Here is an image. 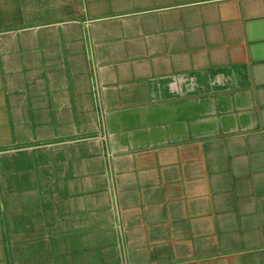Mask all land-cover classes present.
I'll list each match as a JSON object with an SVG mask.
<instances>
[{
	"label": "crops",
	"instance_id": "0c3cea01",
	"mask_svg": "<svg viewBox=\"0 0 264 264\" xmlns=\"http://www.w3.org/2000/svg\"><path fill=\"white\" fill-rule=\"evenodd\" d=\"M0 264H264V0H0Z\"/></svg>",
	"mask_w": 264,
	"mask_h": 264
}]
</instances>
